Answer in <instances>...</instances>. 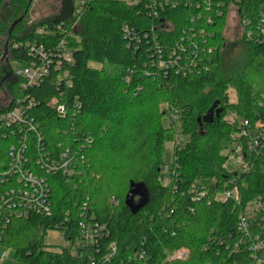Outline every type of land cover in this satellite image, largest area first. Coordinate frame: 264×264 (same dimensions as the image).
I'll use <instances>...</instances> for the list:
<instances>
[{"label":"trees","instance_id":"obj_1","mask_svg":"<svg viewBox=\"0 0 264 264\" xmlns=\"http://www.w3.org/2000/svg\"><path fill=\"white\" fill-rule=\"evenodd\" d=\"M155 1L156 7L151 0L138 5L95 0L75 17V0H70L69 13L31 28L26 15L33 0H0V53L10 26L24 17L10 39L11 60L33 65L37 59L27 44L38 43L44 45L51 63L49 74L39 84L21 90L22 80L17 76L9 92L13 100L23 98L28 116L38 126L31 135L29 154L38 155L37 134H41L45 149L69 153L77 167L72 181L48 177L52 216L15 219L8 227L2 244L20 262L81 264L83 260L66 250L55 252L43 243L47 232L70 218L68 239L78 237L81 220L106 225L108 235L98 244L100 255L112 244L117 247L108 264H133L131 258L139 252L146 254L147 264H253L249 237L237 224L250 201L264 199V151L249 153L246 147L245 158L254 165L245 173L226 169L231 154L223 153L236 141L233 135L244 120H264V34L260 28L264 0H211L210 6L205 0L188 4L176 0L179 6L165 5L164 10L160 3L167 0ZM232 5L249 55L230 76L223 73L221 55ZM154 11L160 15L156 17ZM208 16L213 17L212 24L206 22ZM126 24L137 31L138 40L125 38ZM201 31L204 46L212 47V52L198 64L200 71L184 75L172 68L159 69L157 45L168 57L183 35L190 34L203 44ZM62 40L73 53L71 65L56 50ZM248 70L249 79L244 74ZM230 89L237 92V104L230 102ZM54 99L65 106V115L51 105ZM163 103L179 115L168 127L163 124ZM214 104V120L200 121ZM3 110L4 105L0 106ZM229 110H236V120L227 119ZM180 132L187 141L174 145L178 176L164 184L165 142H172ZM6 146L8 142L0 143L4 158ZM208 180L212 181L208 198H194L193 183ZM235 188L240 203L216 200L218 193ZM130 194L134 207L126 201ZM183 248L189 252L186 260L167 261L168 255Z\"/></svg>","mask_w":264,"mask_h":264},{"label":"built area","instance_id":"obj_2","mask_svg":"<svg viewBox=\"0 0 264 264\" xmlns=\"http://www.w3.org/2000/svg\"><path fill=\"white\" fill-rule=\"evenodd\" d=\"M95 0H76L74 4V16L79 17ZM127 4L138 5L141 0H124ZM152 6H157V1L151 0ZM183 4H188L190 0H180ZM240 1V0H234ZM206 4L210 6L211 0H205ZM160 3V7L164 10L165 5L171 4L173 8L180 5L176 0H167ZM154 15L158 17V11H154ZM213 17L208 16L206 22L213 23ZM245 24L249 22L245 21ZM261 32L264 34V13L261 20ZM44 30H38L42 34ZM123 33L126 39L132 40L139 38L137 31L129 25H124ZM203 44H198L195 37L183 35L181 42L174 47V50L168 57H165L160 44L156 46L159 48V69H176L187 75L191 70L200 71L199 63L202 62L205 55H210L212 47L204 46L206 39L203 36ZM251 35V34H250ZM30 55L37 59L33 65L24 66L18 72V77L21 78L20 88L26 89L29 86L37 85L40 81L49 74L50 59L47 51H45L43 44L28 43ZM58 55L63 58L64 62L73 64L74 58L71 49L67 48L64 40L56 47ZM134 48H137L135 45ZM60 63L57 64V67ZM64 79L68 78V71L64 73ZM131 79H127L130 83ZM53 106L57 107V111L61 115L66 114L65 106L59 104L57 99L52 101ZM5 110L0 111V143L8 142L6 146V157H2L0 152V250L4 246L2 244L3 238L8 230V227L15 219H27L32 215L52 216V186L49 181V176H61L63 179L72 181L77 175V167L74 158L69 153L61 152L54 153L51 150L45 149L43 136L37 134L38 155L32 158L29 154L32 143V133L38 130L37 124L28 116L27 108L24 106L23 98L13 100L12 97L4 105ZM177 110H171V118L173 122L178 120L179 115ZM240 130L233 136L235 142L228 153L231 158L239 165V172H248L253 167V160H247L246 147L249 148V153L260 154L264 151V120L258 119L255 123L250 120H244L240 125ZM178 166L172 168L164 167L162 171V178L165 174H169L170 178L177 177L176 173ZM209 183L203 182L193 183L191 192L196 199H204L209 196ZM216 200L233 199L240 203V196L238 190L227 189L216 195ZM113 204L117 201L113 199ZM249 205V215L247 214ZM67 218L65 223L56 226L54 231H60L65 238L68 239V227L66 222H70ZM264 199L257 198L247 204L246 212L240 215L238 221L239 231L249 237V247L254 253L253 264H264ZM254 228H260V231L254 232ZM51 231V230H50ZM108 235L106 225L99 224L93 220H81L78 224V237L68 239L71 245L67 248L59 250L54 247L50 249L55 252L62 253L66 250L71 256L83 260L81 264H108L112 257L117 253V247L112 244L106 254L100 255L98 244L100 240ZM12 253L11 248L4 254V258ZM189 252L183 248L173 254L168 255L167 261L174 259L186 260ZM146 254L144 252L137 253L131 261L133 264H147ZM4 262L0 259V264Z\"/></svg>","mask_w":264,"mask_h":264},{"label":"rangeland","instance_id":"obj_3","mask_svg":"<svg viewBox=\"0 0 264 264\" xmlns=\"http://www.w3.org/2000/svg\"><path fill=\"white\" fill-rule=\"evenodd\" d=\"M70 0H33L32 5L30 6L29 12L26 15V21H27V27L30 26L35 27L36 25H39L41 22L45 20H52L56 17H59L60 15H64L69 13L70 8L67 6ZM76 3V0H75ZM243 34L244 29L242 24L239 21L237 10L234 5L230 7L229 14H228V20L227 23L223 29V35L225 38V46L222 50V58H223V73L227 75H233V72L236 70V68L240 67L242 62L246 61L249 55V50L246 47L244 41H243ZM3 55V50L0 53V59ZM8 64L5 65L6 69L13 70L15 74L17 75L19 71H21L24 67L23 64L18 63L14 60H11L9 57ZM2 63V61H1ZM9 66V67H8ZM8 67V68H7ZM245 77L249 79V77L252 75L249 70L244 72ZM18 76V75H17ZM4 91H0V100H3L0 102V106L5 105L8 100L10 99V93L7 95L3 94ZM230 95V102L233 104H237L239 97L237 95V92L234 89L229 90ZM162 110H166V114H164L163 118V124L168 127L173 124V120L171 118L170 111L168 110V106L166 103H163L161 105ZM236 111V110H235ZM235 111L229 110V115H227V119L229 120H236L238 115ZM187 141V136L183 133H177L173 139V141L165 142V148H164V155H163V162L164 167H173V161H174V153H175V144H181L183 145ZM233 147V146H231ZM228 150L224 151L223 154H227ZM239 165L236 163V161L232 158H230L226 163V169L229 171L239 170ZM171 180L169 174H165V176L162 178V182L164 184H168ZM201 182V181H197ZM203 183H212V181H204ZM249 205L247 214L249 215ZM44 247L48 249H56L62 250L68 247V245H71L69 240L63 236V234L60 231H49L46 233L44 240ZM9 247L3 246L0 250V259H2L4 262L3 264H24L17 260L14 256V253L10 252L7 258H4V254L8 251Z\"/></svg>","mask_w":264,"mask_h":264},{"label":"flooded vegetation","instance_id":"obj_4","mask_svg":"<svg viewBox=\"0 0 264 264\" xmlns=\"http://www.w3.org/2000/svg\"><path fill=\"white\" fill-rule=\"evenodd\" d=\"M9 57L10 55L8 53V57L4 58V49H3V55L1 56L0 59V91H4L3 92L4 95H7L9 94V92H11L13 81H15L18 78L15 72L11 70V68L7 70L5 67V65H9L7 62ZM1 101L3 100H0V102Z\"/></svg>","mask_w":264,"mask_h":264},{"label":"water","instance_id":"obj_5","mask_svg":"<svg viewBox=\"0 0 264 264\" xmlns=\"http://www.w3.org/2000/svg\"><path fill=\"white\" fill-rule=\"evenodd\" d=\"M24 19V17H21L20 19H18L17 21H14V23L10 26L7 35H5V39H4V58L8 57V53H9V44H10V39L12 36V33L15 29V27L18 25V23H20L22 20ZM215 107L216 104H214L209 111L207 112V114L205 116H203V118L200 121H203L204 123H210L214 120V113H215ZM130 206L134 207V201H133V197L130 195H128L127 200H126Z\"/></svg>","mask_w":264,"mask_h":264}]
</instances>
